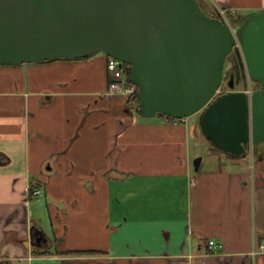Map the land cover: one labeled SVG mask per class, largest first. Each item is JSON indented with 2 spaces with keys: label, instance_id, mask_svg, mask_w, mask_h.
Wrapping results in <instances>:
<instances>
[{
  "label": "crops",
  "instance_id": "obj_1",
  "mask_svg": "<svg viewBox=\"0 0 264 264\" xmlns=\"http://www.w3.org/2000/svg\"><path fill=\"white\" fill-rule=\"evenodd\" d=\"M109 79L103 52L0 64V264H264V141L228 158L194 115L137 118Z\"/></svg>",
  "mask_w": 264,
  "mask_h": 264
},
{
  "label": "water",
  "instance_id": "obj_2",
  "mask_svg": "<svg viewBox=\"0 0 264 264\" xmlns=\"http://www.w3.org/2000/svg\"><path fill=\"white\" fill-rule=\"evenodd\" d=\"M235 29L240 46L198 0H0V63L103 52L130 65L136 113H200L203 136L228 158H243L264 141V9L243 15ZM234 48L260 88L237 90L232 78L231 90L218 95Z\"/></svg>",
  "mask_w": 264,
  "mask_h": 264
},
{
  "label": "built area",
  "instance_id": "obj_3",
  "mask_svg": "<svg viewBox=\"0 0 264 264\" xmlns=\"http://www.w3.org/2000/svg\"><path fill=\"white\" fill-rule=\"evenodd\" d=\"M216 16L222 19L231 29L235 38L236 45L240 46V41L236 34V29L234 25V20L229 14L228 10L223 9L221 7H217L215 9ZM236 17V15H234ZM107 71L109 74V84L107 87V95L111 98L113 97H122V98H130L134 94L138 92V86L131 81L128 80L126 76V66L125 63L119 61L116 58L109 57L107 59ZM42 194V190L39 188H34L31 192L32 196H39ZM209 246L215 249L218 245L215 241L211 240L209 242ZM264 251V242H260L258 248L253 249L252 253L257 254L259 252Z\"/></svg>",
  "mask_w": 264,
  "mask_h": 264
},
{
  "label": "flooded vegetation",
  "instance_id": "obj_4",
  "mask_svg": "<svg viewBox=\"0 0 264 264\" xmlns=\"http://www.w3.org/2000/svg\"><path fill=\"white\" fill-rule=\"evenodd\" d=\"M243 16V15H242ZM242 16H238V18L235 19L234 23L239 26L241 24V18ZM228 60H231V65L225 68L224 70V78L227 81V84L231 81L232 78L236 80V82H241L243 85V89H245V83H249L248 76L246 71L243 69L242 63L244 62V58L242 55L238 53L236 48H234L227 56L226 62ZM226 64V63H225ZM250 87L252 90L260 88V85L256 83L255 81H251ZM231 89L222 86L220 87V94L230 91ZM240 90V89H239ZM219 95V94H218Z\"/></svg>",
  "mask_w": 264,
  "mask_h": 264
},
{
  "label": "rangeland",
  "instance_id": "obj_5",
  "mask_svg": "<svg viewBox=\"0 0 264 264\" xmlns=\"http://www.w3.org/2000/svg\"><path fill=\"white\" fill-rule=\"evenodd\" d=\"M202 4H203V7H204V10L206 11V12H210V11H215V9L214 10H211L205 3H203L202 2ZM238 18V17H237ZM231 65V60H228V62H226V64H225V68H227L228 66H230ZM225 68H224V70H225ZM227 80L226 79H223V82H222V85H221V88H222V86H226V87H228V88H230L229 87V85L227 84V82H226ZM248 81H249V83L251 84V81H254V80H252L251 78H249L248 79ZM235 89H237V90H242V88H243V85H242V83L241 82H236V80H235ZM250 84H249V87H250ZM231 89V88H230ZM243 90H245V89H243ZM218 94H220V90H219V92H218ZM135 116L137 117V118H141L142 116L141 115H139L138 113H135ZM199 117H200V113L198 114V113H195L194 114V117H193V121H197L198 119H199ZM191 149H192V155H193V161L196 159V158H198V157H202V159L204 158V162H203V166H202V168L204 169V168H206V167H208L209 168V166H210V164H209V158L210 157H208L209 156V154H208V151L206 150V148L204 147V146H202L201 144H197V143H193L192 144V146H191Z\"/></svg>",
  "mask_w": 264,
  "mask_h": 264
},
{
  "label": "trees",
  "instance_id": "obj_6",
  "mask_svg": "<svg viewBox=\"0 0 264 264\" xmlns=\"http://www.w3.org/2000/svg\"><path fill=\"white\" fill-rule=\"evenodd\" d=\"M201 7L204 9L203 4H202V0H198ZM205 11V10H204ZM206 12V11H205ZM229 14L232 15V12L228 11ZM207 14H209L210 16L216 17V13L215 11H210V12H206ZM107 58H109V56L105 55ZM80 58V57H79ZM58 59H72V58H68V57H62V58H58ZM56 60V59H54ZM51 60H45L44 62H48ZM3 64V63H0ZM126 65V76L128 77L127 73L128 70L130 69V65L125 64ZM137 100H138V93L134 94L133 96H131L130 98L127 99V105L135 112V107L137 105ZM159 115L165 116L166 118L170 119V120H175L174 118L168 117L165 114L159 113ZM214 150H217L214 146L212 147ZM3 155H0V160H3ZM35 187V185L31 186V190H33Z\"/></svg>",
  "mask_w": 264,
  "mask_h": 264
}]
</instances>
